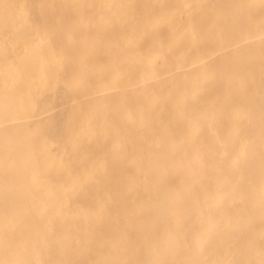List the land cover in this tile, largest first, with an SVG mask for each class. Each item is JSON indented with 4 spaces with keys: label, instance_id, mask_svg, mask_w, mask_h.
<instances>
[{
    "label": "bare ground",
    "instance_id": "1",
    "mask_svg": "<svg viewBox=\"0 0 264 264\" xmlns=\"http://www.w3.org/2000/svg\"><path fill=\"white\" fill-rule=\"evenodd\" d=\"M0 264H264V0H0Z\"/></svg>",
    "mask_w": 264,
    "mask_h": 264
}]
</instances>
